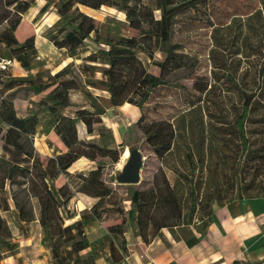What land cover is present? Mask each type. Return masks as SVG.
I'll use <instances>...</instances> for the list:
<instances>
[{"label":"rangeland","instance_id":"1","mask_svg":"<svg viewBox=\"0 0 264 264\" xmlns=\"http://www.w3.org/2000/svg\"><path fill=\"white\" fill-rule=\"evenodd\" d=\"M30 1L32 5L15 33L20 41L34 35L35 51L23 55L29 69L14 62L7 71L0 72V102L10 100L20 119L33 118L28 134L7 133V125L0 121V197L7 205L0 215L15 232L14 239H19L13 241L5 256L20 253L22 246V258H51L38 223L16 221L18 209L14 202L18 208H32L31 217L38 216V201L28 188L31 184L41 186L39 175L49 169L48 160L67 151L56 131L60 116L72 119L78 140L100 148L95 149L94 161L82 157L67 173L45 178L54 195L68 185L72 198L61 211L64 216L75 218L65 224L82 220L89 242L86 253L93 257L97 254L109 261L110 244L120 246L121 237L110 230L119 225L125 240L130 234L141 238L137 218L143 223L148 240L168 233L177 238L202 234L213 203L222 205L236 198L264 196V153L256 161L245 159L247 151L242 148L238 122L245 99L251 96L257 105L242 129L251 144L248 151L264 148V0H143L154 9L157 21L161 19V11L155 10L158 4L173 9L165 44L156 41L152 25L129 27L124 13L116 7L93 10L79 6L81 13L94 20L95 32L71 50V40L66 35H78L75 26L79 20L71 25V13L66 18L58 14L61 0ZM45 5V12L39 13ZM52 37L61 42V48L51 42ZM129 38L137 46L130 53L144 72L159 83L140 108L128 103L112 106L104 85L107 78L103 72L109 66L99 52ZM90 55L95 56V62L87 61ZM172 56L180 57L182 63ZM0 58L12 59L10 51L1 44ZM64 69L62 80L71 81L69 107L51 114L47 95L53 87L47 84ZM128 69L112 67L124 74ZM39 86L37 93L35 87ZM134 99L138 100V95ZM94 107L104 112L100 118L109 130L105 137L96 131L89 135L77 117V110L94 112ZM141 117L140 126L158 122L171 125L172 147L164 157H157L148 145L137 125ZM128 146L143 156L140 183L118 185L116 177L126 162L122 156ZM105 149L120 152L119 162L113 165L103 156ZM94 171L97 174L91 179L112 192L109 199L97 204L99 218L93 217L92 212L98 198L75 192L76 185L82 182L77 176H88ZM136 192L145 204L140 209L131 202ZM193 198L199 205L191 215ZM158 226L167 227L157 231ZM26 237L32 241L30 246L25 244Z\"/></svg>","mask_w":264,"mask_h":264},{"label":"trees","instance_id":"2","mask_svg":"<svg viewBox=\"0 0 264 264\" xmlns=\"http://www.w3.org/2000/svg\"><path fill=\"white\" fill-rule=\"evenodd\" d=\"M32 2L30 0H0V44L10 51L12 59L1 60H13L18 62L24 69L28 70L29 65L23 61V55L26 52H34V35L25 37L22 41L18 40L16 30L21 23L22 16L30 9ZM79 6L87 7L93 10H98L101 7H116L121 10L129 27L133 29H140L143 24L152 25L155 28V39L162 44H165L168 40L169 29L173 18V9H166V5L158 4L155 10L161 11L160 21L155 20L153 11L154 9L143 3V0H61V7L58 10V14L61 17H67L70 13L72 19L69 24L74 25L76 20H79L75 26L78 30V35L74 37L72 34H67L66 39L70 41L69 49L76 48L82 43L92 32H95L94 20L84 15L79 11ZM46 5L43 6L39 13H44ZM248 29V27H247ZM252 32V31H251ZM51 42L61 48L57 38L52 37ZM134 40L132 38L123 39L115 45H112L109 50L100 51L99 53L106 59V64L109 69L103 72L107 78L104 82L107 92L109 93V100L112 106H123L128 103L138 108L142 107L146 103L149 93L159 85L156 77L150 76L144 72L139 65L137 58L130 53L131 49L136 48ZM174 61L182 63V59L177 56H172ZM95 56L90 55L87 61L95 62ZM162 66V64H159ZM112 67H128V71L124 74L112 70ZM7 71V70H5ZM0 70V72H5ZM65 74V69L52 76V82L47 84V87H53L51 92L47 95V100L51 102L48 106V110L51 114H56L58 108L69 107V90L71 89V81L62 80ZM233 79L232 76H229ZM40 86L35 87V91L39 93ZM138 95V100L134 97ZM252 97L245 99L242 112L239 116V127L242 138L243 151H247L245 159L250 161H256L261 158L264 153V148L253 149L248 151L251 144L245 138L242 129L243 122L247 119L249 113H253L257 102L252 101ZM77 117L85 125L86 132L91 135L94 131L100 137H105L109 132L101 121V116L104 114L103 110L99 107H94V112L87 110H77ZM33 118L20 119L16 116L13 109V104L10 100L3 99L0 102V121L7 125L8 132L19 131L22 134H28L30 130V121ZM142 117L138 120L137 125L141 129L142 133L147 137V143L153 148V153L162 158L167 155L172 147V140L174 132L169 123L158 122L150 125L140 126ZM56 131L60 134L61 141L64 143L67 151L64 154H60L55 158L49 159V169L40 173L39 179L41 186L31 184L28 188V192L31 196L35 197L38 201V216L36 218L32 216V208L25 209L24 206L18 208V204L15 201L14 207L18 209L16 221L22 222H37L42 235V242H47L48 249L53 260L52 264H95V259L90 252L85 255L81 253L89 248V242L87 240L86 233L84 231V225L82 220H76L70 224H65L66 220L74 219L75 216H64L61 211V207L64 206L72 198L69 192L68 185L62 186L58 189L57 194L54 195L48 189L45 178H55L60 173H67V170L78 159L84 157L90 161H94L95 149L100 148L92 142L80 141L77 138V132L75 124L72 119L66 116H60L56 125ZM132 131V126L127 129V132ZM129 150L134 147H129ZM125 150V149H124ZM124 153V151H123ZM103 156L108 157L111 163L114 165L119 162L121 153L117 150H103ZM97 171L90 172L88 176L78 175L77 177L82 181L78 186L76 185L75 192L86 194L93 198H98V202L92 207L93 217L99 218V214L96 211L97 204L103 199H109L112 196L111 190L103 185L101 182H94L91 178L96 175ZM143 183V182H142ZM175 200V198H173ZM197 199L193 198L192 207L190 210L191 215L194 213L197 204ZM131 202L137 204L140 209L141 205H145L141 202L139 194L136 192L131 198ZM201 203V202H199ZM7 209L6 201L0 197V211ZM211 212V209H210ZM133 213L130 214L132 217ZM178 220V217L177 219ZM139 233L141 240L145 244H149L153 240H148L143 223L138 220ZM172 226H176L173 224ZM167 226H158L157 231ZM110 232L113 235H120V246L110 244L109 248V262L111 264H120L124 257L127 255L128 250L126 247V240L122 236L121 225L116 228H112ZM13 243V235L8 223L0 215V264L5 258L6 252L10 251Z\"/></svg>","mask_w":264,"mask_h":264},{"label":"crops","instance_id":"3","mask_svg":"<svg viewBox=\"0 0 264 264\" xmlns=\"http://www.w3.org/2000/svg\"><path fill=\"white\" fill-rule=\"evenodd\" d=\"M11 232L13 241L19 242ZM26 238L25 244L30 246L32 241ZM126 243L128 253L121 264H264V196L213 203L202 234L177 238L168 233L149 244L130 234ZM21 247L20 253L5 256L1 264H51L46 255L33 260L22 258ZM93 255L95 264H111Z\"/></svg>","mask_w":264,"mask_h":264},{"label":"water","instance_id":"4","mask_svg":"<svg viewBox=\"0 0 264 264\" xmlns=\"http://www.w3.org/2000/svg\"><path fill=\"white\" fill-rule=\"evenodd\" d=\"M129 155L126 159L121 172L116 177L118 185H137L140 183V172L143 166V156L141 152L134 148L129 150Z\"/></svg>","mask_w":264,"mask_h":264},{"label":"built area","instance_id":"5","mask_svg":"<svg viewBox=\"0 0 264 264\" xmlns=\"http://www.w3.org/2000/svg\"><path fill=\"white\" fill-rule=\"evenodd\" d=\"M15 61L13 60H1L0 61V70H8L10 66L14 64Z\"/></svg>","mask_w":264,"mask_h":264},{"label":"bare ground","instance_id":"6","mask_svg":"<svg viewBox=\"0 0 264 264\" xmlns=\"http://www.w3.org/2000/svg\"><path fill=\"white\" fill-rule=\"evenodd\" d=\"M128 155H129L128 148H125L124 153H123V156H122L123 160H124L125 158H127Z\"/></svg>","mask_w":264,"mask_h":264}]
</instances>
